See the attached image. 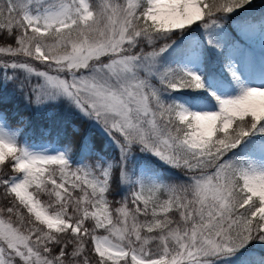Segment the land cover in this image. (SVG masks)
<instances>
[{"label": "snow or ice", "instance_id": "6c2138e0", "mask_svg": "<svg viewBox=\"0 0 264 264\" xmlns=\"http://www.w3.org/2000/svg\"><path fill=\"white\" fill-rule=\"evenodd\" d=\"M256 31L264 0H0V105L45 121L0 107V264H264Z\"/></svg>", "mask_w": 264, "mask_h": 264}, {"label": "trees", "instance_id": "16d2710c", "mask_svg": "<svg viewBox=\"0 0 264 264\" xmlns=\"http://www.w3.org/2000/svg\"><path fill=\"white\" fill-rule=\"evenodd\" d=\"M254 3L259 6L261 0H254ZM3 95H7V93H3ZM0 107L7 109L8 112H12L13 121L14 123L18 121L19 117L21 116H28L31 119V127L32 128H39L41 125L45 123L41 114L39 113H32L28 109H26L23 101L18 98H11L9 97L7 100L4 101L3 105ZM29 135H31V131H29ZM111 153H109L110 155ZM123 189L122 185L117 188V191ZM114 199H119V196L112 197Z\"/></svg>", "mask_w": 264, "mask_h": 264}, {"label": "rangeland", "instance_id": "374dc122", "mask_svg": "<svg viewBox=\"0 0 264 264\" xmlns=\"http://www.w3.org/2000/svg\"><path fill=\"white\" fill-rule=\"evenodd\" d=\"M262 48H264V40L261 39V37L259 35V32L256 31V32L251 33L250 37L248 39L247 54L249 56H251L254 59V61H256L257 63H258V61L260 59V56H261L260 52L262 51ZM253 56H255V57H253ZM6 111H7V109H6ZM8 113H9V116H10L9 122L11 123V125L13 127H28L27 124H23L22 125V124L19 123L20 117H19L18 121H16L14 123L13 117H11L13 113L12 112H8ZM21 117H24L27 121L31 122V119L28 116H21ZM113 154L114 153H111L110 156L113 155ZM122 187H124V186L122 185Z\"/></svg>", "mask_w": 264, "mask_h": 264}, {"label": "bare ground", "instance_id": "6f19581e", "mask_svg": "<svg viewBox=\"0 0 264 264\" xmlns=\"http://www.w3.org/2000/svg\"><path fill=\"white\" fill-rule=\"evenodd\" d=\"M256 48V47H255ZM261 53V52H260ZM253 57H255V56H253Z\"/></svg>", "mask_w": 264, "mask_h": 264}]
</instances>
